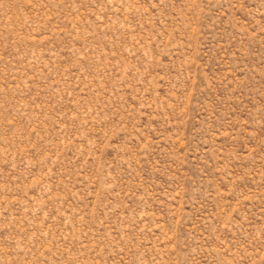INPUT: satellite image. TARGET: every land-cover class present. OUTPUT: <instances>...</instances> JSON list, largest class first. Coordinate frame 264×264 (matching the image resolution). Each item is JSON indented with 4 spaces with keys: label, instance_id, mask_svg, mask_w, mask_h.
I'll list each match as a JSON object with an SVG mask.
<instances>
[{
    "label": "rangeland",
    "instance_id": "rangeland-1",
    "mask_svg": "<svg viewBox=\"0 0 264 264\" xmlns=\"http://www.w3.org/2000/svg\"><path fill=\"white\" fill-rule=\"evenodd\" d=\"M0 264H264V0H0Z\"/></svg>",
    "mask_w": 264,
    "mask_h": 264
}]
</instances>
